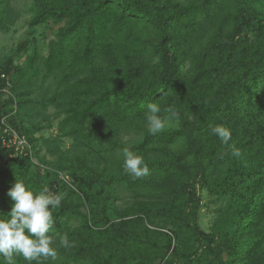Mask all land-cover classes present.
<instances>
[{
  "label": "trees",
  "instance_id": "obj_1",
  "mask_svg": "<svg viewBox=\"0 0 264 264\" xmlns=\"http://www.w3.org/2000/svg\"><path fill=\"white\" fill-rule=\"evenodd\" d=\"M12 2L0 0V31ZM30 13L32 36L0 63V219L17 179L63 196L57 255L32 264H264V0H32ZM149 103L173 124L152 134ZM3 120L30 148L4 145ZM54 122L56 136L36 137ZM130 131L140 137L120 141ZM125 147L149 175L125 171Z\"/></svg>",
  "mask_w": 264,
  "mask_h": 264
},
{
  "label": "clouds",
  "instance_id": "obj_2",
  "mask_svg": "<svg viewBox=\"0 0 264 264\" xmlns=\"http://www.w3.org/2000/svg\"><path fill=\"white\" fill-rule=\"evenodd\" d=\"M148 112L149 131L152 134L161 132L165 127V121L159 115L161 109L156 103H149ZM211 134L228 145L233 156L242 155L240 149L229 144L232 133L228 128L217 125L211 128ZM122 151L123 166L127 173L137 178L149 175V167L142 156L127 147ZM8 196L14 203L11 211L6 214L8 219H0V256L8 264H12L15 256H22L27 264L39 262L41 257L54 258L57 252L53 246L56 235L53 231L55 221L52 210L60 206L63 196L50 194L47 188L34 192L19 179L9 189ZM59 241L65 248L73 247L67 234L60 236Z\"/></svg>",
  "mask_w": 264,
  "mask_h": 264
},
{
  "label": "rangeland",
  "instance_id": "obj_3",
  "mask_svg": "<svg viewBox=\"0 0 264 264\" xmlns=\"http://www.w3.org/2000/svg\"><path fill=\"white\" fill-rule=\"evenodd\" d=\"M184 2H188L190 0H181ZM32 0H13L12 7H13V15L17 16L16 22L10 26V28L7 31H0V63L8 56L10 55L11 50L19 45L22 41L30 38L32 35L30 31L28 30V20L31 16L30 13V7H31ZM58 28L57 25H51L50 30L48 31V39L54 38V33L56 29ZM9 95V91L6 90L2 97L7 98ZM34 100H38V96L36 94H32ZM54 109H48V110H41L40 115L35 118L34 121L36 123H40L42 125H47L48 121L52 119V115L54 114ZM172 122L165 123V127L172 125ZM149 128V125L147 126ZM58 134V126L57 122L53 123L52 129L50 131L44 130L36 133L37 138L44 137L46 139L56 136ZM140 137V133L135 131H130L126 134H123L120 136V141L124 143H132V141L137 140ZM72 141L64 139V144L62 145L63 150H71ZM42 155L46 156L49 160H54V156L50 155L47 147L44 146L42 148ZM202 198H203V208H202V222L203 225L206 227L210 226L213 218H214V206L211 205V202L209 200V196L206 192H202ZM125 194L122 193L121 197L122 200L118 203L120 205H124V202L126 201L127 197L124 196ZM128 200V199H127Z\"/></svg>",
  "mask_w": 264,
  "mask_h": 264
},
{
  "label": "built area",
  "instance_id": "obj_4",
  "mask_svg": "<svg viewBox=\"0 0 264 264\" xmlns=\"http://www.w3.org/2000/svg\"><path fill=\"white\" fill-rule=\"evenodd\" d=\"M3 124L6 126V122H4V120ZM3 143L6 147H14L17 152L19 150L22 151L24 149L30 148V144L25 139V137L21 136L15 130L8 128L7 126L5 128Z\"/></svg>",
  "mask_w": 264,
  "mask_h": 264
}]
</instances>
